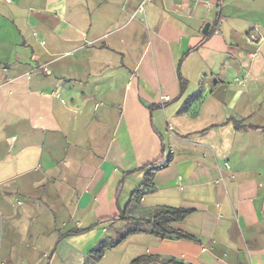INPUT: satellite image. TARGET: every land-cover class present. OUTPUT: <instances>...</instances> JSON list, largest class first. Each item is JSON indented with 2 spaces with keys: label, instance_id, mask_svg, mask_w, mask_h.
Instances as JSON below:
<instances>
[{
  "label": "crops",
  "instance_id": "0c3cea01",
  "mask_svg": "<svg viewBox=\"0 0 264 264\" xmlns=\"http://www.w3.org/2000/svg\"><path fill=\"white\" fill-rule=\"evenodd\" d=\"M138 258L264 264V0H0V264Z\"/></svg>",
  "mask_w": 264,
  "mask_h": 264
},
{
  "label": "trees",
  "instance_id": "16d2710c",
  "mask_svg": "<svg viewBox=\"0 0 264 264\" xmlns=\"http://www.w3.org/2000/svg\"><path fill=\"white\" fill-rule=\"evenodd\" d=\"M217 15H219V13ZM164 164L165 163L162 161V159H158V160H156L154 162H151V163H148V164L144 165V167L145 168H149L150 171H154V170H156V168H158V167H160L161 165H164ZM157 211L158 212H157L156 216L153 219L154 222L157 221V217H159L161 215H167V216L171 217L172 219H175V217H174L175 213L179 212V211H176V210L175 211H173V210L171 211V210H167V209H158ZM179 213H181L182 215H185L186 211H182V212H179ZM124 218H126V214L122 213L119 216H114L112 219H110V221H113V220H116V219H124ZM153 226H155V223H153ZM92 228H94V226L83 227V229L69 231V233H82L83 231H87V230H90ZM173 232L176 235H179L180 237H184V238L190 237L189 235L179 234L177 231H174V230L171 231V233H173ZM69 233L63 235L62 237L68 236ZM107 247L108 246H107V244L105 242H101L98 249H94V250L90 251V255L92 257H94V259L96 261H99L102 258V255L104 254V251L107 249ZM134 262H135V264H138L140 262V259L138 258ZM170 262H171V264H185L184 262L178 261L175 258L171 259Z\"/></svg>",
  "mask_w": 264,
  "mask_h": 264
},
{
  "label": "water",
  "instance_id": "95a60500",
  "mask_svg": "<svg viewBox=\"0 0 264 264\" xmlns=\"http://www.w3.org/2000/svg\"><path fill=\"white\" fill-rule=\"evenodd\" d=\"M208 28H209V23H207V24L205 25L203 31H204V32H207Z\"/></svg>",
  "mask_w": 264,
  "mask_h": 264
},
{
  "label": "rangeland",
  "instance_id": "374dc122",
  "mask_svg": "<svg viewBox=\"0 0 264 264\" xmlns=\"http://www.w3.org/2000/svg\"><path fill=\"white\" fill-rule=\"evenodd\" d=\"M109 260V257L107 258V261Z\"/></svg>",
  "mask_w": 264,
  "mask_h": 264
}]
</instances>
